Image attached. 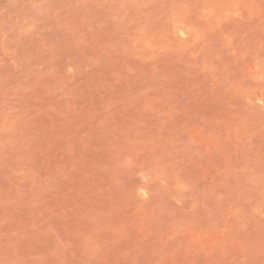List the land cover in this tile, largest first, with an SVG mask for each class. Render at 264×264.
I'll use <instances>...</instances> for the list:
<instances>
[{
  "label": "rangeland",
  "instance_id": "obj_1",
  "mask_svg": "<svg viewBox=\"0 0 264 264\" xmlns=\"http://www.w3.org/2000/svg\"><path fill=\"white\" fill-rule=\"evenodd\" d=\"M0 264H264V0H0Z\"/></svg>",
  "mask_w": 264,
  "mask_h": 264
}]
</instances>
